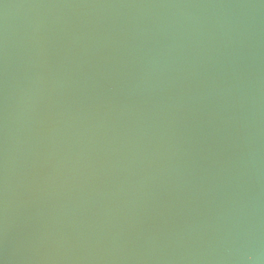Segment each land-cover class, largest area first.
Segmentation results:
<instances>
[{
    "label": "water",
    "instance_id": "95a60500",
    "mask_svg": "<svg viewBox=\"0 0 264 264\" xmlns=\"http://www.w3.org/2000/svg\"><path fill=\"white\" fill-rule=\"evenodd\" d=\"M0 264H264V0H0Z\"/></svg>",
    "mask_w": 264,
    "mask_h": 264
}]
</instances>
